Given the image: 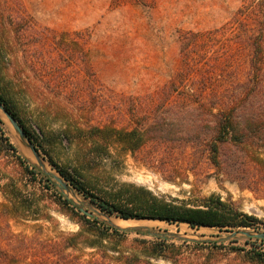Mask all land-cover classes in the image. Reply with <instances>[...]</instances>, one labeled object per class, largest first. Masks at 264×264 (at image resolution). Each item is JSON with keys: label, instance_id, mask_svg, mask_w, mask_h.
Returning <instances> with one entry per match:
<instances>
[{"label": "rangeland", "instance_id": "1", "mask_svg": "<svg viewBox=\"0 0 264 264\" xmlns=\"http://www.w3.org/2000/svg\"><path fill=\"white\" fill-rule=\"evenodd\" d=\"M241 2L0 0V92L28 129L47 138L40 140L45 149L40 164L0 111V185H14L7 191H14L18 207L27 209L26 218L10 219L15 233L54 238L81 231L83 220L115 225L121 218L108 217L91 201L138 200L137 190L144 188L157 198L191 205L216 195L257 221L248 228L220 231L129 220L152 224L145 231L151 236L131 238L153 240L155 234L177 243L199 241L206 243L204 247H217L215 252L186 250L198 253L204 264H248L264 255V242L242 234L264 233L262 183L252 189L254 182L231 181L206 160L195 163L180 152L158 161L150 160L152 148L132 155L116 146L108 154L83 133L89 125L108 123L133 129L144 97L168 83L179 66V32L219 27ZM78 150L88 158L84 176L90 195L66 182L50 162L53 158L58 165L69 166ZM21 161L30 169L37 166L55 185L48 186L43 179L32 182ZM55 177L68 188H61ZM12 195L0 189V210L10 204Z\"/></svg>", "mask_w": 264, "mask_h": 264}, {"label": "trees", "instance_id": "2", "mask_svg": "<svg viewBox=\"0 0 264 264\" xmlns=\"http://www.w3.org/2000/svg\"><path fill=\"white\" fill-rule=\"evenodd\" d=\"M179 41L177 70L168 83L144 97L138 115H134L138 123L133 129L108 123L89 125L83 133L108 154L116 146L132 155L152 148L150 160L155 161L180 152L195 163L206 160L231 181L254 182L250 188H260V183L264 185V0H242L221 26L180 31ZM5 98L0 92V102L42 156L45 149L40 140L47 142V138L28 129ZM72 156L73 163L66 167L53 158L50 162L66 182L90 195L84 176L88 158L82 150ZM21 164L32 182L43 179L48 186L55 185L37 166L30 169ZM13 188L12 184L0 185L6 195H12L14 191L7 189ZM137 191L138 200L91 202L108 217L116 214L124 220H154L193 228L232 231L257 221L216 195L191 205L157 198L144 188ZM10 200L0 210V264H204L198 253L191 255L186 250H218L204 247L203 242L177 243L165 236L131 238L151 234L128 232L98 220H83L81 231L54 238H44L41 233L18 234L10 219L26 218L27 209L19 208L13 195ZM252 263L264 264V255L253 257L248 264Z\"/></svg>", "mask_w": 264, "mask_h": 264}, {"label": "water", "instance_id": "3", "mask_svg": "<svg viewBox=\"0 0 264 264\" xmlns=\"http://www.w3.org/2000/svg\"><path fill=\"white\" fill-rule=\"evenodd\" d=\"M0 111L5 115V117L8 119V121L10 122V124L12 125V127L14 128V130L16 131V133L20 136V138L23 141L27 142L28 147L31 149L33 155L35 156V158L37 159V161L41 164L42 163V158L40 156V154L36 151V148L32 145V143L27 139L26 134L24 133L22 127L19 125L18 121L12 116L10 115V113L5 109L4 105L0 102ZM56 181L59 183L60 187L63 189L68 188L67 184H65L60 178L55 177ZM116 228L119 229H123L125 231L128 232H141V231H146V228L143 227H130V228H121L119 226L116 225H112ZM239 233H234L233 235H238ZM243 235H245L248 238H257V239H261L264 240V233H259V234H252L249 232H243ZM152 236H156L155 234H152ZM174 239H178L181 240L179 237H173Z\"/></svg>", "mask_w": 264, "mask_h": 264}, {"label": "bare ground", "instance_id": "4", "mask_svg": "<svg viewBox=\"0 0 264 264\" xmlns=\"http://www.w3.org/2000/svg\"><path fill=\"white\" fill-rule=\"evenodd\" d=\"M75 200V199H74ZM116 226H119L121 228H130V227H143L149 230L151 228L152 224H149V222H134L129 220H117L114 222ZM157 225V224H156ZM158 227V226H157ZM162 227V226H160ZM159 227V228H160ZM154 228V227H153ZM168 228V227H167ZM171 228V227H170ZM146 230V231H147Z\"/></svg>", "mask_w": 264, "mask_h": 264}]
</instances>
